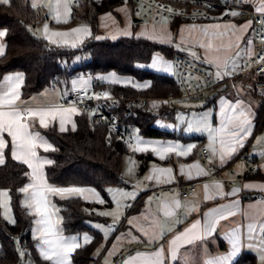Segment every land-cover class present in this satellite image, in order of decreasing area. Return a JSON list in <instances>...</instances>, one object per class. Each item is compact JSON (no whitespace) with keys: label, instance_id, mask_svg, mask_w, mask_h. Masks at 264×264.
I'll return each mask as SVG.
<instances>
[{"label":"crops","instance_id":"1","mask_svg":"<svg viewBox=\"0 0 264 264\" xmlns=\"http://www.w3.org/2000/svg\"><path fill=\"white\" fill-rule=\"evenodd\" d=\"M27 1L32 8L40 11L43 17L39 23L28 26L33 36L41 38L51 45L72 47L62 43H52L47 39V36L53 31L71 32L73 29L84 26L88 28L89 34H75L78 37L75 41V47L82 45L86 40L91 38V28L85 22L78 21L73 25L67 24L71 20V13L74 5L77 4V0H67L68 14L67 16L62 15L59 23L55 19L57 0ZM73 1H75V3H73ZM244 1L258 12L264 13V11L259 10L264 8V0ZM34 3L36 6H33ZM61 3H63V0H61ZM49 5H51V7H49ZM248 22L249 21L245 20L242 22L222 21L201 24H181L178 26V31L186 34L185 40L189 33L192 34V44L197 47V51L199 50L195 58L196 63L206 65L214 79H226L237 74L238 59L244 52L250 50L251 27L242 30L243 26L248 24ZM216 24L221 25V28L214 29L210 27ZM96 25L97 33L93 36L95 40L109 39L115 41L119 38L135 37L147 39L160 45L173 47V38L169 22L163 20L157 23H147L143 21L128 4H122L113 11L100 14L97 17ZM224 26L235 27L226 28ZM46 27L47 32L45 31ZM205 29H207L209 33L208 36L204 35ZM3 32L5 33V31ZM225 32L227 33L225 36H217L216 38L211 37V33ZM233 33H235V35H233ZM160 35H163V38H161ZM237 37H240V39L237 40ZM4 38L5 35L0 37V56L5 52ZM53 39L59 40L60 38L54 37ZM68 39L71 43V37ZM209 42L213 45L211 50L200 46L201 43L207 45ZM227 45H231V47H227ZM237 45L239 46L237 47ZM237 53H239V55H237ZM166 60H169L173 65V59ZM224 61L228 62V68H218L217 62L222 65ZM151 62L149 64H151ZM157 63L158 61H156V64ZM233 63L236 65L235 68L232 67ZM154 67L158 69L157 65H154ZM218 71L221 73L220 76H217ZM152 72L168 75L170 77L173 76L167 72ZM17 75L23 77L19 82V86L16 88V91L19 93V99L15 102L17 110L21 112L30 110L38 111L48 108H71L62 104L68 89L71 87L87 88L92 84V78L90 77L87 79L88 81H85L84 78L75 77L69 80L66 86L47 87L40 92L23 98L21 96V87L24 82L23 74L8 73L0 78V95L15 84V82H8L6 78ZM101 77L103 78L102 82L109 85L133 86L136 88L144 87V85L134 83L130 78L118 76L114 73L99 76L97 79H101ZM248 82L246 78H238L232 86L225 85L221 87L212 99L204 101L202 105H194L195 110L207 109L211 111L213 119L212 122L209 123L207 121L203 125H198L199 122H193L195 125L190 126L188 129L186 128L187 132H184L182 128L180 131H177L176 123H174L176 112L184 108L176 106L175 103L168 104V102L162 98L153 97L154 99H152L150 103L157 109V114L154 115L155 120L153 127L169 132L173 134L174 137L151 138L143 136L135 130L138 136L133 141L128 154L125 155L131 158L134 164L128 171L124 170V156L121 165V177L126 186L119 187L118 189H124V191L117 190L114 194H109L107 191L110 204L106 206L104 205L105 202L101 193L91 187H76L83 189V193H65L63 195L48 193L47 197L50 204L49 211L54 213L52 216L53 223L60 230L62 236L69 239L75 238L77 243L80 244V247L89 244L92 240V236L87 232L80 234H65L63 230L61 231L62 219L59 210L54 205L53 199L55 197L65 199L78 196L83 201L101 205L100 208L94 210V212L101 217V220L91 222L107 223L110 218L117 220L115 232L110 234L107 245H110V247L115 246L113 243L116 241L121 231L127 230L129 234H131V238H121V241L118 242V250L108 256L103 264H144L143 257L152 256L161 249L165 252V264H215L217 257L229 256L232 253L231 235L233 233L239 236L240 247L238 253L231 257L228 264H237L245 254L254 256L255 264H262L261 256L264 254V244L261 243V239L264 238V232L259 231L260 223H257L256 231L250 235L248 226L250 223H253V218L264 221V98L256 97L251 92ZM237 104L242 107L237 108L234 112L232 109ZM166 107H174L175 109L174 114H172L170 118L161 115V110ZM241 110L247 114L250 121L245 131L240 133L242 146L236 145V151L230 156H224L222 161L223 145L221 141L231 139L229 133L236 129L237 122L235 117ZM79 114L80 111L77 109L76 113H72L65 118L64 131L60 130L61 125L59 117L55 120L49 119L47 127H42L39 124L38 117L29 120L27 121L31 125L29 131L34 134L38 133L43 140L51 145L45 135H43L42 130L52 127L58 132L73 130L75 128L73 127V125L75 126V118ZM229 118L232 119L230 120ZM222 127H227L229 131L221 133L219 130ZM212 136L216 137L214 142ZM3 137L7 144V147L4 149V161L7 154L13 159L11 137H9L7 133H4ZM187 138L193 139L187 140ZM138 143L141 147L144 145H179L180 148L176 151L164 154V158L161 159L159 155L151 150V147L146 151H134L133 149ZM200 145L206 146L209 151L208 157L204 160L199 156ZM52 148L51 145V148L45 151L43 147H38L36 149L37 157L41 160H48L51 163L46 153ZM213 149L215 150V154ZM136 155H151L153 160L147 162L143 171H139V164L135 159ZM13 160L22 163L16 159ZM249 160L258 163V171L250 175L246 174ZM50 163L44 165L42 169L43 175L49 186L57 187L50 185L46 179L45 168ZM24 165L28 169L29 177V181L25 185L26 187L32 182L30 179L32 170L26 164ZM197 165L198 167H194ZM159 169H171V172L161 173L158 171ZM147 177H151V179H146ZM183 184H194L197 188L196 192L187 199H181L177 195L168 193L166 190L162 191L155 201L151 199L153 195L152 192L159 187ZM217 185H219V187H217ZM205 186H207V189ZM30 193L31 189L28 194L22 192L21 202L28 212L33 215V224L31 228L32 238L35 241V248L38 256L43 261H46L40 255L39 240L37 239L39 236V229L43 227V225L37 223L41 218L34 213L33 209L24 205ZM141 195L142 198H139ZM120 199L122 200L121 204H119V207H116L117 205L115 204ZM177 200L180 202V207H175V201ZM99 201H103V203ZM116 208H119L117 213H120L117 217H115L116 214L103 216L98 213L99 209H110L112 213H115L114 210H116ZM217 209L223 211L231 210L234 212V215L218 219L213 231L202 239L191 244H180L176 258L172 259L169 251V242L174 239L176 235L184 233L197 222H199L200 229L203 230L204 226L213 218V215H216ZM166 213H170V215H166ZM165 229L169 230L165 231ZM161 233H163V235H161ZM84 236L90 238L88 242L84 241ZM77 249L69 256L70 264H73L71 256ZM137 254H142V256L138 257ZM133 258L136 259L133 260ZM94 259L98 261L99 264H102L100 258L97 259L94 257Z\"/></svg>","mask_w":264,"mask_h":264},{"label":"trees","instance_id":"2","mask_svg":"<svg viewBox=\"0 0 264 264\" xmlns=\"http://www.w3.org/2000/svg\"><path fill=\"white\" fill-rule=\"evenodd\" d=\"M122 4H128L132 8L134 0H77L71 20L67 24L85 22L91 28L92 36L76 47L51 45L33 36L28 26L39 23L43 17L27 0H9L7 4H0V30L5 31V52L0 56V78L8 73L23 74V98L47 87L62 86L63 83L82 75L92 78L91 85L98 82L101 87L109 88L112 92L121 91L127 95L156 98L179 95L180 91L173 77L139 67L149 64L155 53L166 55L171 60L181 56L172 46L135 37L119 38L115 41L94 39L93 36L97 33V17ZM181 24L185 23L176 20L170 26L174 29ZM108 73L130 78L144 87L109 85L97 81L96 78ZM54 78L57 82H54ZM174 112V107H166L161 110V115L170 118ZM154 120L153 114H142L129 125L146 137H174L169 132L154 128ZM42 133L53 147L46 153L51 160L45 168L46 179L50 185L94 188L101 193L105 206L110 204L108 188L126 186L121 177V165L128 151L120 140L113 139L111 143L106 141L105 125L93 124L88 115L80 112L75 118L73 130L58 132L52 127L43 129ZM189 139L193 138H187ZM135 159L139 164V171H143L153 157L136 155ZM28 181L27 167L7 154L4 163L0 165V191L6 190L9 194L15 222L8 223L2 217L0 209V264H17L21 260V252L24 256L31 254L37 264H51L43 261L37 254L31 234L33 215L21 202V189ZM53 202L59 210L65 234L87 232L92 236L89 244L78 248L72 254V263L93 264V254L103 243V237L88 222L101 220L94 212L101 205L83 201L78 196L65 199L55 197ZM237 264H255V258L251 254H245Z\"/></svg>","mask_w":264,"mask_h":264},{"label":"built area","instance_id":"3","mask_svg":"<svg viewBox=\"0 0 264 264\" xmlns=\"http://www.w3.org/2000/svg\"><path fill=\"white\" fill-rule=\"evenodd\" d=\"M133 11L147 23L163 20L200 24L251 21L250 50L244 52L238 59L237 74L226 79H214L206 65L177 56L173 60L172 77L180 94L162 98L168 104L207 101L212 99L221 87L232 86L238 78L246 77L249 79L248 86L251 92L256 97L264 98V13L247 5L244 0H134ZM54 82H57L56 78ZM152 99L154 98L127 95L121 91L112 92L109 88L94 84L87 88H69L62 104L78 108L88 115L93 124L105 125L106 141L111 143L113 139L120 140L124 149L129 150L135 132L129 125L130 122L139 119L142 114H157L156 107L150 103ZM208 155L207 147L200 145V158L204 160ZM248 164L246 174L258 171L256 161L249 160ZM164 190L181 199H187L197 188L194 184L163 186L152 192L151 199L155 201ZM139 198H142V195Z\"/></svg>","mask_w":264,"mask_h":264},{"label":"snow or ice","instance_id":"4","mask_svg":"<svg viewBox=\"0 0 264 264\" xmlns=\"http://www.w3.org/2000/svg\"><path fill=\"white\" fill-rule=\"evenodd\" d=\"M9 0H0V3L7 4ZM33 6H36L35 3ZM51 7V5H49ZM62 9V11H61ZM260 11H264V8L259 9ZM170 11V10H169ZM68 14V4L67 0H57V5L55 7V19L59 23L61 16H67ZM235 15V13H233ZM211 28L220 29L221 25H211ZM224 27H235V26H224ZM251 27V21L248 24L243 26L242 30H246L247 28ZM47 32V27L45 28ZM75 34H83L88 35L89 30L87 27H78L73 29L71 32H51L47 39H49L52 43L57 44H65L75 47V41L78 37ZM5 33L0 31V37L4 36ZM204 35L208 36L209 33L207 29L204 30ZM227 33H211L212 38H216L217 36H225ZM235 35V33H233ZM54 37H59V40L53 39ZM71 37L72 42L68 39ZM240 37H237L239 40ZM201 47H206L207 49L211 50L213 45L211 42L205 45L201 43ZM239 45H237L238 47ZM227 47H231V45H227ZM193 55H195L193 53ZM239 55V53H237ZM211 62V61H209ZM217 67L228 68V62L224 61L221 65L217 62ZM233 68L236 67L235 63L232 65ZM227 74V73H225ZM221 73L218 71L217 76H220ZM23 79L22 76H10L7 77L6 80L8 82H15L13 87H10L7 91L3 92L0 95V164L4 162V149L7 147L5 139L3 137L4 133H7L9 137H11V151L13 159H16L24 164H26L32 171L30 175L31 183L22 188L21 191L25 194H28L31 189L30 196L26 199V206L33 209L34 213L38 215L41 219L37 221L38 224L43 225L39 229V236L37 239L39 240V252L41 257L46 260L50 261L51 264H70L69 256L70 254L77 248L80 247V244L77 243L75 238H65L60 233V230L55 226L52 220V216L54 213L50 212V204L48 201L47 194H65V193H83L84 190L81 188L71 187V188H57L49 186L44 178L43 175V167L45 164L50 163L48 160H41L37 157L36 149L38 147H43L45 151L51 148V145L47 143V141L43 140L42 137L38 133H31L29 128L31 127L30 123L27 121L32 120L34 118H39V124L42 127H47L49 119L55 120L59 117L61 131H64V122L65 118L70 116L72 113H76L77 109L75 107H71L68 109H61V108H48L44 110L38 111H27L21 112L17 110V106L15 102L19 99V93L16 91V88L19 86V82ZM242 106L237 104L232 110L235 112L237 108H241ZM230 120L232 118H229ZM237 122V127L235 130L229 133L231 139L224 141L222 140L221 143L223 145L222 156L221 160L223 161L224 156H230L232 153L236 151V145L242 146V138H240V133L244 132L246 127L250 124L247 114L241 110L239 114L235 117ZM73 127H75L73 125ZM221 133L228 132L229 130L227 127H222L219 130ZM216 137L212 136L213 142L215 141ZM151 147V150L155 152L157 155L164 158V154L176 151L180 148L179 145H153L148 146L144 145L143 147L138 145L133 149L134 151H146L148 148ZM190 150V149H188ZM187 151V150H186ZM215 154V150L213 149ZM179 154V153H177ZM194 167H198L194 166ZM161 173L164 172H171V169H159ZM146 179H151V177H147ZM158 179V178H157ZM207 189V186H205ZM219 187V185H217ZM8 192L7 191H0V208L5 209L6 218L8 209ZM94 195V194H93ZM127 195V194H125ZM103 203V201H99ZM180 202L177 200L175 201V207H180ZM119 207V205H118ZM102 215L111 216L114 213L111 212H104ZM166 215H170V213H166ZM234 215V212L231 210L223 211L220 209L216 210V215H213V218L204 226L203 230L200 229L199 222L193 224L191 228L187 229L184 233L180 235H176L174 239L169 242V251L172 259H175L177 256V252L179 251L180 244H191L197 240L202 239L204 236H207L213 231L215 224L217 223L218 219H223L225 216ZM58 222V219H57ZM260 223V232H264V221L256 220L253 218V223H250L249 234L256 231V224ZM169 229H165L167 231ZM163 235V233H161ZM85 242L89 241L88 236L83 237ZM232 239V253L229 256H222L217 257L215 264H228L229 260L232 256L236 255L239 251L240 241L239 236L233 233L231 235ZM261 243L264 244V238L261 239ZM138 257L142 256V254H137ZM136 258H133L135 260ZM144 264H165V252L163 249L154 253L152 256H145L143 257ZM262 264H264V254L261 256Z\"/></svg>","mask_w":264,"mask_h":264},{"label":"rangeland","instance_id":"5","mask_svg":"<svg viewBox=\"0 0 264 264\" xmlns=\"http://www.w3.org/2000/svg\"><path fill=\"white\" fill-rule=\"evenodd\" d=\"M132 10H133V7H132ZM164 21H166V20H164ZM167 22H169V21H167ZM171 22H173V21H170L169 23H171ZM163 23H166V22H163ZM187 24H189V23H187ZM170 29H171L172 38H173L172 39V42H173V49H174V51L177 52L178 54H180L181 56L187 58L188 60H190L192 62H196L195 61L196 60L195 58L197 57L196 54H197V52H199V50L197 51V47H195L192 44V38H191L192 37V34L189 33L188 34V37L185 40L186 34L179 32L178 31V27H176V28L173 29L170 26ZM160 37L163 38V35H160ZM193 53L195 55H193ZM83 58H86V57H83ZM166 59H168V57L166 55L164 56L161 53H155L153 55L152 59H151L152 62L150 61L151 64L141 65L140 68L147 69V70H150V71L152 70V71H159V72H167L168 74H172L173 75L174 74V72H173V65H172V63L169 60H166ZM156 61H158L157 64H156ZM154 65H157L158 69L156 67H154ZM79 77L80 78H84L85 81H88L87 79H89V76L82 75V76H79ZM246 78H248V77H246ZM98 80L102 82L103 81V78L101 77V79H97V81ZM96 84H98V82H95V85ZM66 85H67V83H63L62 84V86H66ZM91 86H93V85H91ZM136 96H139V95H136ZM141 96H144V95H141ZM151 98H153V97H151ZM203 102L204 101H196V102L183 103V104L181 102L175 103L176 106H180V107H183L184 108L183 110L182 109H179L176 112V115H175V119H174L175 122L174 123H176V129H177V131H180L181 128H182V130H184V132H187L186 131V128L188 129L190 126L195 125L193 122H199L198 125H200V124L203 125L207 121L209 123L212 122L213 114H212L211 111H209L207 109L195 110V108H194V105H202ZM76 109H78V108H76ZM137 136H138L137 132H134L133 133V138H134L133 141L135 140V138ZM129 150H130V148H129ZM129 150H127V151L129 152ZM133 164H134V161L131 158H129L128 156H125L124 157V161H123L124 170L128 171L131 168V166H133ZM117 190L118 191H124V189H118V188H115V187L108 188L107 189V191H108L109 194L110 193L111 194H114ZM1 191H6V190H1ZM7 201H8V209H9V211L7 212V218H6V213H5V209L4 208H0L1 209V214H2V217L8 223L14 224L15 219H14V216L12 214V210H11V206H10L9 195L7 197ZM121 201L122 200L120 199L115 204V205H117L116 207H118V205L121 204ZM24 205L26 206V203H24ZM118 209L119 208H116V210H114L115 211L114 214H116L115 217H117V215L120 214V213H117L118 212ZM104 212H111V210L110 209H103V210L99 209V211H98V213L100 215H102V213H104ZM116 224H117V220L111 219V218L109 219V221L107 223L106 222L105 223H103V222H90L89 223V226H91L93 229L99 231L103 235V239H104L103 243L95 250V252L93 254V256L95 258H97V259L100 258L101 259L102 264H103L104 261H106V258L108 256L112 255L113 253H115L118 250V248H117L118 245H119L118 242L121 241V238L122 237L131 238V234H129V232L127 230L126 231H121L119 233V235H118V238L113 243V245H115V246L110 247V245H107V241L110 238V234H112V233L115 232ZM61 231H62V227H61ZM31 257H32L31 254H27L26 256H24L23 253L21 252V260L17 264H37L35 261H33V259ZM95 262H96V260H95Z\"/></svg>","mask_w":264,"mask_h":264}]
</instances>
